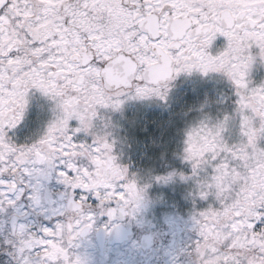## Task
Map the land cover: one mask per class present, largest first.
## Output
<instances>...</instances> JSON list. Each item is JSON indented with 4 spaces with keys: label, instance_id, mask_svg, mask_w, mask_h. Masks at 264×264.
I'll return each mask as SVG.
<instances>
[{
    "label": "snow or ice",
    "instance_id": "6c2138e0",
    "mask_svg": "<svg viewBox=\"0 0 264 264\" xmlns=\"http://www.w3.org/2000/svg\"><path fill=\"white\" fill-rule=\"evenodd\" d=\"M253 48L264 61V0H0V245L15 264H80L93 213H134L145 181L176 176L207 205L196 264H264ZM33 101L44 130L21 141ZM134 147L188 171L133 172Z\"/></svg>",
    "mask_w": 264,
    "mask_h": 264
},
{
    "label": "flooded vegetation",
    "instance_id": "af4514ba",
    "mask_svg": "<svg viewBox=\"0 0 264 264\" xmlns=\"http://www.w3.org/2000/svg\"><path fill=\"white\" fill-rule=\"evenodd\" d=\"M224 43L225 39L219 37L212 46L218 49ZM252 55L256 59L250 79L253 84L259 85L264 83V61L259 57L258 49L253 48ZM37 103L33 101L29 108L27 120L22 125L25 132L20 136L21 141L24 135L38 136L43 133L42 120L46 113H38ZM128 155L132 159L131 170L135 172L139 163L135 157L139 151L133 148ZM145 182L149 183V187L144 202L134 213L112 217L99 211L93 213L92 226L73 242L70 254L74 259H78L80 264H196L193 249L199 237L192 216L194 212L203 210L206 203L188 202L185 205L182 202H166L151 181ZM53 187L59 190L58 186ZM22 222L31 223L33 229L39 226L33 217ZM10 251L0 245V264H15Z\"/></svg>",
    "mask_w": 264,
    "mask_h": 264
},
{
    "label": "rangeland",
    "instance_id": "374dc122",
    "mask_svg": "<svg viewBox=\"0 0 264 264\" xmlns=\"http://www.w3.org/2000/svg\"><path fill=\"white\" fill-rule=\"evenodd\" d=\"M134 148L139 151V155L135 157L139 162L136 165L137 168L151 170L153 176L166 175L172 170H182L186 173L188 171V169L181 164L180 160L172 155L170 148L163 157L161 156V152L164 151L163 148ZM149 149H151V152H149ZM145 166L149 167L146 168ZM151 182L156 189L161 191L162 198L165 199L166 202H182L185 205H187L188 202H195L196 204L204 203V201L194 198L195 184L191 179L182 181L179 176H176L168 183H158L154 180Z\"/></svg>",
    "mask_w": 264,
    "mask_h": 264
}]
</instances>
